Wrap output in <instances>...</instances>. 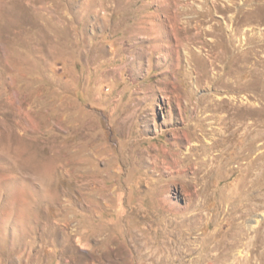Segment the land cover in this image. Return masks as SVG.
Returning a JSON list of instances; mask_svg holds the SVG:
<instances>
[{"label": "rangeland", "instance_id": "rangeland-1", "mask_svg": "<svg viewBox=\"0 0 264 264\" xmlns=\"http://www.w3.org/2000/svg\"><path fill=\"white\" fill-rule=\"evenodd\" d=\"M0 264H264V0H0Z\"/></svg>", "mask_w": 264, "mask_h": 264}]
</instances>
